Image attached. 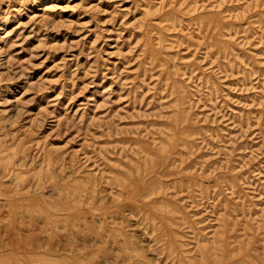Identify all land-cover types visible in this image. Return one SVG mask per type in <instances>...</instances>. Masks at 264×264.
I'll use <instances>...</instances> for the list:
<instances>
[{"label":"rangeland","instance_id":"obj_1","mask_svg":"<svg viewBox=\"0 0 264 264\" xmlns=\"http://www.w3.org/2000/svg\"><path fill=\"white\" fill-rule=\"evenodd\" d=\"M0 264H264V0H0Z\"/></svg>","mask_w":264,"mask_h":264},{"label":"clouds","instance_id":"obj_2","mask_svg":"<svg viewBox=\"0 0 264 264\" xmlns=\"http://www.w3.org/2000/svg\"><path fill=\"white\" fill-rule=\"evenodd\" d=\"M10 34V33H9Z\"/></svg>","mask_w":264,"mask_h":264}]
</instances>
